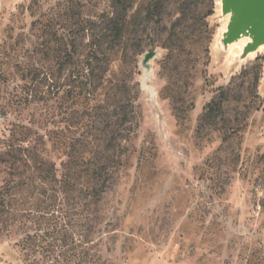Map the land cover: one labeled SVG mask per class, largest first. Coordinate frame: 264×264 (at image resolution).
Listing matches in <instances>:
<instances>
[{"label": "rangeland", "instance_id": "rangeland-1", "mask_svg": "<svg viewBox=\"0 0 264 264\" xmlns=\"http://www.w3.org/2000/svg\"><path fill=\"white\" fill-rule=\"evenodd\" d=\"M227 20L220 0H2L0 264H264V46L224 50ZM68 158L109 167L100 201L79 178L61 203Z\"/></svg>", "mask_w": 264, "mask_h": 264}, {"label": "water", "instance_id": "water-1", "mask_svg": "<svg viewBox=\"0 0 264 264\" xmlns=\"http://www.w3.org/2000/svg\"><path fill=\"white\" fill-rule=\"evenodd\" d=\"M220 12L224 17L228 16L220 40L224 50L245 39L247 43L241 53L245 58L264 46V0H220ZM153 55L152 52L145 54L143 67H148Z\"/></svg>", "mask_w": 264, "mask_h": 264}, {"label": "trees", "instance_id": "trees-1", "mask_svg": "<svg viewBox=\"0 0 264 264\" xmlns=\"http://www.w3.org/2000/svg\"><path fill=\"white\" fill-rule=\"evenodd\" d=\"M148 14H149V17L151 18H153L154 15H156L154 13H151V11ZM221 91L222 90H220V92ZM219 110H220L219 105L215 103V101H212L211 104L208 105L206 114L210 115L215 111H217L218 113ZM122 118L124 121H127L128 115L124 113ZM70 146H73V145H70ZM88 163H90L92 168L94 167V164H95L94 160L86 161V163L85 161L79 163L73 158L72 159L68 158L67 161H64L63 163L59 165V167L63 171V173L59 174L60 196L62 197L61 203L67 198V196L65 197V195L70 193L71 190L75 188L77 184V183L75 184V181L79 180V178L82 179L79 192L81 193V197H82V201L84 205L95 204V202H98L101 200L102 198L101 195L105 193L104 189H102V187H100L99 189H93L92 186L94 187L97 184L96 180L99 179L102 173H108L109 167L107 165H101L97 169L92 170V172L90 173ZM66 206L68 205L61 206L62 219L64 220L69 218L67 215V212L64 211ZM5 214H6L5 216L6 219L7 217H12L14 215L13 211H11L10 209L0 210V218H2V216ZM62 228H63L64 254H66V252H68L67 249H70L71 247L75 246V244L74 242L67 241V236L65 232L66 229L64 226H62Z\"/></svg>", "mask_w": 264, "mask_h": 264}, {"label": "bare ground", "instance_id": "bare-ground-1", "mask_svg": "<svg viewBox=\"0 0 264 264\" xmlns=\"http://www.w3.org/2000/svg\"><path fill=\"white\" fill-rule=\"evenodd\" d=\"M246 40L242 39L241 44L238 46L239 48L243 47L246 44Z\"/></svg>", "mask_w": 264, "mask_h": 264}, {"label": "crops", "instance_id": "crops-1", "mask_svg": "<svg viewBox=\"0 0 264 264\" xmlns=\"http://www.w3.org/2000/svg\"><path fill=\"white\" fill-rule=\"evenodd\" d=\"M1 5H2V0H0V7H1Z\"/></svg>", "mask_w": 264, "mask_h": 264}]
</instances>
